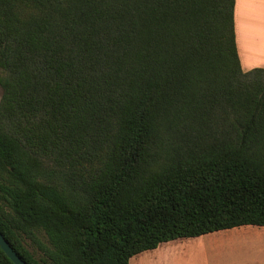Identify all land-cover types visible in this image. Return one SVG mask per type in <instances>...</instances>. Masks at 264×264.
I'll return each instance as SVG.
<instances>
[{
    "label": "trees",
    "instance_id": "16d2710c",
    "mask_svg": "<svg viewBox=\"0 0 264 264\" xmlns=\"http://www.w3.org/2000/svg\"><path fill=\"white\" fill-rule=\"evenodd\" d=\"M234 7L0 0V231L27 264L264 226V67Z\"/></svg>",
    "mask_w": 264,
    "mask_h": 264
},
{
    "label": "rangeland",
    "instance_id": "374dc122",
    "mask_svg": "<svg viewBox=\"0 0 264 264\" xmlns=\"http://www.w3.org/2000/svg\"><path fill=\"white\" fill-rule=\"evenodd\" d=\"M250 47V46H248ZM2 89L0 86V100ZM263 237V238H262ZM164 247H187V257L209 264H264V226L243 225L198 237L171 240ZM202 251L204 253H198ZM141 256H133L130 264H142Z\"/></svg>",
    "mask_w": 264,
    "mask_h": 264
},
{
    "label": "crops",
    "instance_id": "0c3cea01",
    "mask_svg": "<svg viewBox=\"0 0 264 264\" xmlns=\"http://www.w3.org/2000/svg\"><path fill=\"white\" fill-rule=\"evenodd\" d=\"M234 26L242 69L264 67V0H235ZM187 250L159 245L134 256H141L142 264H209L187 257Z\"/></svg>",
    "mask_w": 264,
    "mask_h": 264
},
{
    "label": "water",
    "instance_id": "95a60500",
    "mask_svg": "<svg viewBox=\"0 0 264 264\" xmlns=\"http://www.w3.org/2000/svg\"><path fill=\"white\" fill-rule=\"evenodd\" d=\"M0 247L4 250L6 255L14 262V264H27L22 257L15 251L9 241L0 231Z\"/></svg>",
    "mask_w": 264,
    "mask_h": 264
},
{
    "label": "bare ground",
    "instance_id": "6f19581e",
    "mask_svg": "<svg viewBox=\"0 0 264 264\" xmlns=\"http://www.w3.org/2000/svg\"><path fill=\"white\" fill-rule=\"evenodd\" d=\"M263 238V237H262Z\"/></svg>",
    "mask_w": 264,
    "mask_h": 264
}]
</instances>
